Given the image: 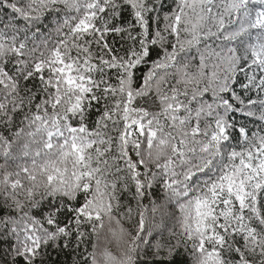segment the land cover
Segmentation results:
<instances>
[{
    "label": "snow or ice",
    "instance_id": "snow-or-ice-1",
    "mask_svg": "<svg viewBox=\"0 0 264 264\" xmlns=\"http://www.w3.org/2000/svg\"><path fill=\"white\" fill-rule=\"evenodd\" d=\"M0 264H264V0H0Z\"/></svg>",
    "mask_w": 264,
    "mask_h": 264
}]
</instances>
